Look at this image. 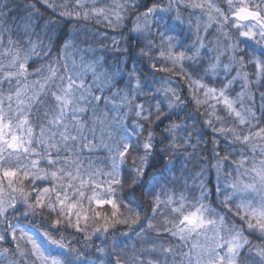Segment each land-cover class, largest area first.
<instances>
[{
  "label": "snow or ice",
  "instance_id": "obj_1",
  "mask_svg": "<svg viewBox=\"0 0 264 264\" xmlns=\"http://www.w3.org/2000/svg\"><path fill=\"white\" fill-rule=\"evenodd\" d=\"M0 264H264V0H0Z\"/></svg>",
  "mask_w": 264,
  "mask_h": 264
},
{
  "label": "trees",
  "instance_id": "obj_2",
  "mask_svg": "<svg viewBox=\"0 0 264 264\" xmlns=\"http://www.w3.org/2000/svg\"><path fill=\"white\" fill-rule=\"evenodd\" d=\"M101 2H103V0H101ZM81 23H83V22H81ZM66 26L69 30H72L70 25H66ZM64 27L65 26H62V29ZM87 27L89 29V33L85 34V33L81 32V37L84 38L85 36H87V39L91 43H93V46L97 49V51L102 50L101 49L102 44L110 45L111 44V37L114 35H117V33L112 32L111 29H108V28L104 27L103 25H97L94 22L88 24ZM62 29H61L62 35H64L66 38L67 34L69 32H68V30L64 31ZM95 33H101L102 35L95 36L93 38V34H95ZM103 34H106V35H103ZM122 45H123V41H122ZM86 46L87 45H81V47H86ZM130 66H131V62H130ZM137 68L141 69V72L143 73L144 70L141 67V65L138 64ZM161 75H166V74H161ZM171 79L173 81V86L178 89L182 98L188 100L189 105H190L189 111L191 112L193 119L197 122V124H202L203 118L199 115V113L195 112L194 106H192L191 101L189 100L191 98L188 97L186 82L180 81L178 77H172ZM189 123L191 124L192 121H189ZM201 147H203V145H201ZM209 147H210V145H209ZM118 227H123V226H118ZM152 235L154 236L155 234H152ZM132 242L135 243L137 248H139L141 246V242H140V240L136 239L135 233L132 234ZM129 250H131V243L129 244Z\"/></svg>",
  "mask_w": 264,
  "mask_h": 264
},
{
  "label": "rangeland",
  "instance_id": "obj_3",
  "mask_svg": "<svg viewBox=\"0 0 264 264\" xmlns=\"http://www.w3.org/2000/svg\"><path fill=\"white\" fill-rule=\"evenodd\" d=\"M65 27L62 29V30H68V32H70L71 30H69L67 28L66 25H64ZM203 34V33H202ZM216 39V33H215V26H213L212 28L209 29V32L207 34V37H206V40L207 41H214ZM186 87H187V92H188V97L190 98V95H189V89H188V85L186 83ZM236 90L238 91L239 90V85H236ZM233 95H235V92L232 93ZM191 101V99H189ZM205 131H208L207 129H205ZM208 136L210 137L211 136V132L208 131ZM100 167H103L104 165L103 164H100L99 165ZM210 180H212L214 182L215 180V173L213 172L212 175L209 177ZM254 243H256V241H254Z\"/></svg>",
  "mask_w": 264,
  "mask_h": 264
}]
</instances>
